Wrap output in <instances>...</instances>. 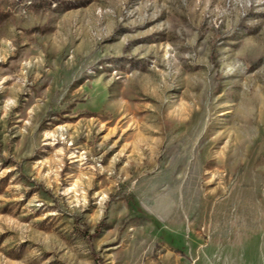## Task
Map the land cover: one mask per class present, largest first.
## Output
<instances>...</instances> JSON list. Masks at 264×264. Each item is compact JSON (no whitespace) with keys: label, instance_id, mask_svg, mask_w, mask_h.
Masks as SVG:
<instances>
[{"label":"rangeland","instance_id":"1","mask_svg":"<svg viewBox=\"0 0 264 264\" xmlns=\"http://www.w3.org/2000/svg\"><path fill=\"white\" fill-rule=\"evenodd\" d=\"M0 264H264V0H0Z\"/></svg>","mask_w":264,"mask_h":264}]
</instances>
